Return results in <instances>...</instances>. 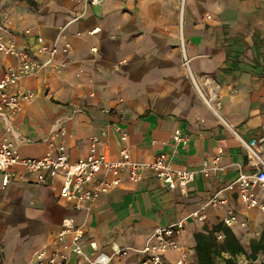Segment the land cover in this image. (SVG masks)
I'll list each match as a JSON object with an SVG mask.
<instances>
[{"label": "crops", "instance_id": "crops-1", "mask_svg": "<svg viewBox=\"0 0 264 264\" xmlns=\"http://www.w3.org/2000/svg\"><path fill=\"white\" fill-rule=\"evenodd\" d=\"M33 1L0 0V21L21 49L35 47L40 36L59 52L51 66L12 89L34 99L9 125L0 115V141L33 159L63 143L76 162L97 138L98 153L111 160L126 147L136 161L165 154L172 167L198 174L169 190L145 172L139 183L125 181L79 210L60 198L59 178L41 184L27 175L3 187L0 176V264H35L38 253L61 249L66 218L84 228L87 256L94 255L91 242L104 255L123 250L112 264H141L147 239L187 218L168 264L183 256L184 264H198L195 233L231 216L239 237L242 229L256 230L264 186L250 188L259 201L253 208L230 186L240 173L255 171L240 140L264 139V0ZM94 28L100 32L90 35ZM18 64L0 52V74ZM117 128L128 133L125 144ZM177 131L188 139L184 148L174 141ZM214 199L226 203L210 204ZM197 212L204 220L191 217ZM79 260L73 256L70 264Z\"/></svg>", "mask_w": 264, "mask_h": 264}, {"label": "built area", "instance_id": "built-area-1", "mask_svg": "<svg viewBox=\"0 0 264 264\" xmlns=\"http://www.w3.org/2000/svg\"><path fill=\"white\" fill-rule=\"evenodd\" d=\"M90 6H100L104 0H85ZM100 32V28H94L89 33L95 35ZM31 36V30L24 32ZM67 48H70L67 45ZM97 51L96 48L93 49ZM0 52L6 56L14 57L19 64L16 68H9L0 74V115L3 116L6 124H10L11 119L21 110L25 102H32V93H24L12 89L25 77L37 76L42 70L51 66L58 54V46H48L42 37L36 38V46L21 49L13 36V31L6 22L0 21ZM45 58L44 61H41ZM184 64L189 67V60L184 59ZM122 142L128 141V133L121 128ZM60 134L64 135L60 128ZM24 140V139H22ZM174 141L186 147L188 139L183 137L180 131L174 135ZM247 151L250 165L255 169L252 174L240 173L237 181L230 186V189L238 188L241 200L250 208L259 205L258 197L251 192L250 188L254 184L264 186V139L244 141L240 140ZM99 140L92 138L90 141V155L83 160L72 162L67 149L63 143L55 146L53 150L47 152L45 156L38 159L23 158L18 153L13 142L7 138L0 141V176L3 187H7L14 178H25L27 175H34L38 182L46 184V177L61 179L60 198L67 203H73L79 210L86 202H96L102 195L108 194L121 187L125 181L131 184L139 183L145 172H151L162 183L165 188L175 190L179 185H185L195 180L197 171H188L172 167L168 156L160 155L151 163L139 162L132 158L126 147H123L119 154V160H111L105 155L98 153ZM20 168L23 174L14 170ZM208 162H204L201 172L206 176L210 172ZM53 186V185H52ZM55 188V186H53ZM225 204L226 201L214 199L210 204ZM264 211V207H261ZM232 215V213H230ZM191 217H196L200 221L204 217L199 213H194ZM189 218L181 220L165 228H158L146 241L145 246L140 250L142 255L141 264H168L167 254L180 248V238L184 232L185 224ZM224 223L232 228L235 219L231 216ZM242 226H245L243 223ZM85 230L82 226L74 223L70 218H66L62 223V230L58 235L61 242V249L53 251L51 254L40 252L37 255L35 264H70L71 257H79L77 264H112L115 255L125 254L123 250L118 251L113 256L102 254L95 242L90 246L93 250V257L87 256L82 247V240ZM219 238H222L219 236ZM186 256L174 264H184Z\"/></svg>", "mask_w": 264, "mask_h": 264}, {"label": "trees", "instance_id": "trees-1", "mask_svg": "<svg viewBox=\"0 0 264 264\" xmlns=\"http://www.w3.org/2000/svg\"><path fill=\"white\" fill-rule=\"evenodd\" d=\"M25 1L35 5L33 0ZM195 240L198 264H220L217 259H221L223 264H237L236 259L240 256H245L248 264H264V230L259 240L251 242L249 251L224 222L212 228L204 227L195 233Z\"/></svg>", "mask_w": 264, "mask_h": 264}, {"label": "rangeland", "instance_id": "rangeland-1", "mask_svg": "<svg viewBox=\"0 0 264 264\" xmlns=\"http://www.w3.org/2000/svg\"><path fill=\"white\" fill-rule=\"evenodd\" d=\"M261 215H258V227L257 229H247L244 230L242 229L241 231V237L240 240L244 244V246L247 248L249 251V247L251 242L254 240H259L263 230H264V211H261ZM217 262L220 264H223V261L221 259H217ZM237 264H248V260L246 259L245 256H240L236 259Z\"/></svg>", "mask_w": 264, "mask_h": 264}]
</instances>
